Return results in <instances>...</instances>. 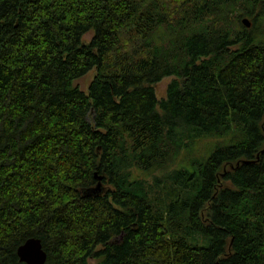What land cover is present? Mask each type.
Segmentation results:
<instances>
[{
	"label": "trees",
	"instance_id": "16d2710c",
	"mask_svg": "<svg viewBox=\"0 0 264 264\" xmlns=\"http://www.w3.org/2000/svg\"><path fill=\"white\" fill-rule=\"evenodd\" d=\"M31 237L45 264H264V0H0V264Z\"/></svg>",
	"mask_w": 264,
	"mask_h": 264
},
{
	"label": "rangeland",
	"instance_id": "374dc122",
	"mask_svg": "<svg viewBox=\"0 0 264 264\" xmlns=\"http://www.w3.org/2000/svg\"><path fill=\"white\" fill-rule=\"evenodd\" d=\"M91 35H92V31L85 34L83 36V41L89 40L91 38ZM94 74H95V68H92L89 71H87L83 76L74 80L73 85L78 86L81 90L86 92L90 81L94 77ZM172 79H173L172 77H165L156 84L155 92H156L157 98L160 99L162 97H165L167 85ZM92 118L93 116L91 112L88 115V119L92 120ZM216 141H217L216 139H200V140H197L195 143L191 144L192 146L190 145L191 148L188 151L185 147L182 148L179 156L173 163L172 162L170 163L168 169L170 170V168L179 167V166H190L191 160L194 159V157H201L204 155L206 156L207 152L210 149H213V145L215 144ZM137 172L138 171L136 169H133V174L136 175ZM143 174L144 172L141 171L140 175L144 176ZM155 174H159V172H155L154 175ZM150 180H151V177H149L148 181ZM89 264H96V262L95 260L90 259Z\"/></svg>",
	"mask_w": 264,
	"mask_h": 264
},
{
	"label": "water",
	"instance_id": "95a60500",
	"mask_svg": "<svg viewBox=\"0 0 264 264\" xmlns=\"http://www.w3.org/2000/svg\"><path fill=\"white\" fill-rule=\"evenodd\" d=\"M242 23L246 26H250V21L247 18L242 19ZM99 180V178H98ZM103 192L100 182L98 181L95 187L85 189L82 191L83 195L96 196ZM17 255L20 262L24 264H45L47 260V254L42 248L41 241L38 238H28L23 244L17 248Z\"/></svg>",
	"mask_w": 264,
	"mask_h": 264
}]
</instances>
